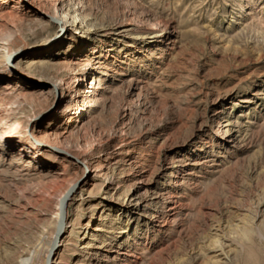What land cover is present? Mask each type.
I'll return each mask as SVG.
<instances>
[{
    "label": "rangeland",
    "instance_id": "obj_1",
    "mask_svg": "<svg viewBox=\"0 0 264 264\" xmlns=\"http://www.w3.org/2000/svg\"><path fill=\"white\" fill-rule=\"evenodd\" d=\"M3 1L0 40L13 50L28 51L38 35L57 32L36 28L31 13L13 11L11 2L1 7ZM81 2L95 19L91 33L129 30L136 40L133 47L110 43L113 57L92 62L103 99L88 105L83 122L53 118L54 98L34 95L50 87L29 67L36 57L27 52L16 63L34 78L23 87L21 104L5 114L23 116L28 126L45 113L35 134H49V142L74 153L109 149V175L116 173L122 185L117 192L148 204L133 219L105 208L108 178L100 179L91 199L66 208L75 228L62 264L78 262L97 226L103 232L94 243L110 250L108 264H264V0ZM156 22L168 26L172 39L143 44ZM64 59L53 57L54 67ZM0 69L12 75L1 58ZM90 83L87 77L85 86ZM12 99L0 96V103ZM28 136L15 147L32 153ZM12 160L0 162V264H44L54 222L37 217L48 209L22 192L53 193L47 165L70 175L77 168L70 160L49 161L17 173L8 168ZM82 260L77 264H90V257Z\"/></svg>",
    "mask_w": 264,
    "mask_h": 264
},
{
    "label": "bare ground",
    "instance_id": "obj_2",
    "mask_svg": "<svg viewBox=\"0 0 264 264\" xmlns=\"http://www.w3.org/2000/svg\"><path fill=\"white\" fill-rule=\"evenodd\" d=\"M10 2L17 6V8H12L13 11L20 12L19 9H22L31 13L34 17L32 22L36 24V28L48 32L53 27L57 29V32L54 35L43 37L42 34L38 35L40 39L28 51H25V48L13 50L10 43L0 40V58L7 63L12 72L11 76H7L0 69V82L3 83L0 87V96L13 98L0 103V112H4V114H0V144L4 146L0 145V162L11 157L13 160L8 164V168L17 173L29 171L35 164L40 165L43 169L45 167L43 162L49 161L62 164L70 160L76 165L77 172L71 175L66 169L61 172L60 166L47 165V169H49L47 174H50L55 182L52 194L47 195L48 193L46 194L44 191L43 193L40 191L22 192V198L34 200L48 209L46 213L39 212L37 217L51 219L54 222L53 228L47 231L52 237V246L44 264H62L68 261L67 258H63L62 252L69 249L72 244L73 239L70 234L75 228V223L70 222L66 208L68 204L77 205V203L91 199L90 191L100 179L108 178L106 183L108 197L102 201L105 208L116 209L119 213L131 216L133 219L137 211L146 207L145 204L148 202L145 203L141 198L140 200H135L132 197L128 200L122 199L121 194L117 192V189L122 187L118 175L113 172H111L113 173L111 176L109 175L112 162L110 159L112 160L114 157V153L109 152V149L99 147L92 153L85 151L74 153L68 148L58 147L49 142L47 137H52L49 134L44 135V138L35 134L43 118L42 114L45 113L32 118L28 126H25L26 119L23 116L5 114L9 111L8 108L13 109L12 106L21 104L23 87L29 85L31 79L34 78L32 72L27 71L21 65V60L18 64L16 62L23 54L27 55L28 52L30 55L32 52L30 56L36 58L28 63L29 67L36 69L40 75L44 76L47 86L50 87L47 90L38 89L34 95L47 100L54 98V103L50 107L54 111L53 118L64 117L66 120L75 119L83 122L88 115L89 108L99 104L103 99L102 90H99L94 83L95 71L92 62L101 59V56L103 58L113 57L112 50L107 49L106 45L119 44L123 41L126 46L133 47L136 46V40L132 38L133 34L131 36L128 34L129 30H121L118 33L114 30H97L95 33H91L95 26V19H91V14H86L87 9H84L81 0H4L1 7ZM143 39V44L150 45L149 39H154L161 45L171 40L172 37L169 34L168 26L156 22ZM62 55L65 56V59L61 60L55 68L52 58ZM45 56L49 58L45 59ZM86 67L88 69H85ZM62 71H67L71 76L68 79L60 78ZM87 77H90L91 83L85 86ZM24 135H29L28 143L32 153L23 152L15 147L17 141L23 139L21 137ZM136 192L138 193V191ZM77 207L74 212L78 217L79 209ZM88 227L89 224H86L85 228ZM101 232H103L101 226H97L92 232H89L91 238L82 247L84 252L78 251L77 253L79 263L83 261L82 259L90 257V264H108L105 259L110 258V250L103 251L102 245L94 243ZM77 238H79L78 235ZM116 255L124 256L125 254L117 250Z\"/></svg>",
    "mask_w": 264,
    "mask_h": 264
}]
</instances>
